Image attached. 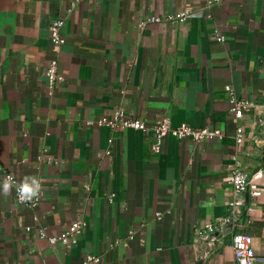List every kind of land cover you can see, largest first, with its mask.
Wrapping results in <instances>:
<instances>
[{
	"label": "crops",
	"instance_id": "0c3cea01",
	"mask_svg": "<svg viewBox=\"0 0 264 264\" xmlns=\"http://www.w3.org/2000/svg\"><path fill=\"white\" fill-rule=\"evenodd\" d=\"M228 88L252 104L240 119ZM125 120L224 136H167L155 153L154 131ZM237 166L264 172V0H0V185L36 177L41 196L30 207L0 189V264H236L237 233L264 264V177L231 219ZM76 220L75 242H50Z\"/></svg>",
	"mask_w": 264,
	"mask_h": 264
},
{
	"label": "built area",
	"instance_id": "2783aa9c",
	"mask_svg": "<svg viewBox=\"0 0 264 264\" xmlns=\"http://www.w3.org/2000/svg\"><path fill=\"white\" fill-rule=\"evenodd\" d=\"M219 1V0H217ZM187 16V12L180 13L175 17H170L173 22L179 21L183 22ZM66 16H60L52 21L50 26V39L53 44L57 46H61L65 43V38L62 35V28L65 24ZM149 21L159 22L160 19L158 17H153L148 19ZM220 41H224L223 37L219 38ZM46 74L51 82L54 85L56 82H63L64 77L58 71V62L53 60L49 63L47 68ZM229 92V103H230V110L233 112L238 119L243 117L245 109H247L252 104L247 100L238 99L234 93H232V89L228 88ZM118 116V115H117ZM102 123H109L112 122L107 121V119L103 120ZM120 126L122 128H133L136 130H140L143 132L147 131H154L155 133V140L153 144V151L155 153H159L161 151V146L163 139L167 136H173L178 139H182L185 137H191L196 143H202L204 141L213 140V139H223V133L219 129H210V128H202V129H194L188 125H180L178 127L172 126L167 120L159 121L153 128H149L144 122L140 120H125L123 121ZM243 136V129L242 127L238 128V141L241 142V138ZM11 177V185L13 186L14 190V198L17 203L21 205H26L30 207H37L40 205L41 196L38 193L36 197L31 200H22L20 195L17 192V186L20 184V181L12 174H7L6 178ZM264 177L263 171H257L251 177H249L242 167L237 166L233 170L232 174L228 179L229 185L233 188L236 192L237 197L231 201L230 208L232 210L233 216L231 219L236 221L241 218L243 215V208H245V202L242 199L244 195H249L251 197H258L260 196V192L258 189L257 182ZM250 211V209L248 210ZM229 221V218L226 219ZM85 220H76L72 222L67 229V231L59 236L53 237L50 239V242L55 244L61 242L65 245L69 244L70 242H75L76 238L82 234L84 229L86 228ZM214 226L208 225L206 230L202 233V237L207 240L210 244H214L218 241V236L213 235ZM42 237H45L44 231H41ZM233 251H234V258L236 264H256L257 256L255 252V244L254 240L251 236L245 235L242 233H237L234 236L233 242ZM100 257L96 256H89L85 260V264H98L100 262Z\"/></svg>",
	"mask_w": 264,
	"mask_h": 264
},
{
	"label": "clouds",
	"instance_id": "9594fccd",
	"mask_svg": "<svg viewBox=\"0 0 264 264\" xmlns=\"http://www.w3.org/2000/svg\"><path fill=\"white\" fill-rule=\"evenodd\" d=\"M11 177L4 180L0 189L4 193L9 192L11 187ZM17 192L22 200H31L36 197L40 191V183L36 177H25L24 181L17 186Z\"/></svg>",
	"mask_w": 264,
	"mask_h": 264
}]
</instances>
